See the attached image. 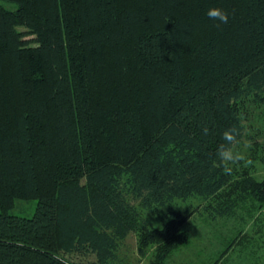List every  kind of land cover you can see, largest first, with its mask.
<instances>
[{
    "label": "trees",
    "instance_id": "obj_1",
    "mask_svg": "<svg viewBox=\"0 0 264 264\" xmlns=\"http://www.w3.org/2000/svg\"><path fill=\"white\" fill-rule=\"evenodd\" d=\"M3 1L0 264H114L129 234L166 256L194 215L252 222L205 264L230 249L264 264V139L247 126L264 108V0ZM233 126L244 159L225 174ZM19 198L31 217L10 212Z\"/></svg>",
    "mask_w": 264,
    "mask_h": 264
},
{
    "label": "rangeland",
    "instance_id": "obj_2",
    "mask_svg": "<svg viewBox=\"0 0 264 264\" xmlns=\"http://www.w3.org/2000/svg\"><path fill=\"white\" fill-rule=\"evenodd\" d=\"M0 3L10 10L16 7L12 2L0 0ZM247 108L250 110V116L247 119L249 131L252 134H259L264 139L263 105L257 106L251 103ZM253 163V173L255 172V175L258 177H264V164L260 162ZM196 205L197 202L192 199L188 201H178L173 207L185 214V208L189 210ZM35 206V199L25 200L19 198L15 199L13 208L10 212L19 216L31 217L34 213ZM167 211L168 208L159 209L156 214L151 217V223L154 226H159L165 218ZM194 216L195 218L188 223V226H185V224L183 225V237L179 239L180 243L175 249L170 250L166 256L160 254L161 252L159 250L157 251L156 243L149 244L144 248L139 247L137 236L129 234L121 244L118 251V259L114 264H205L210 257L215 255L218 256L221 250L232 240V237H234L232 234L233 229L236 231L240 228L243 232H251L250 227L252 222L250 221L240 225L238 222H224V220L220 219L214 222H208L206 219L203 221L200 217H196L197 215ZM229 226L231 230L228 229ZM185 232L188 234L186 239ZM249 239L251 249H255L257 245L259 246L260 243L257 239L253 237ZM232 250L233 249H230L228 251V262L224 264H248L249 258L245 257V255L238 256L237 253L232 252Z\"/></svg>",
    "mask_w": 264,
    "mask_h": 264
},
{
    "label": "clouds",
    "instance_id": "obj_3",
    "mask_svg": "<svg viewBox=\"0 0 264 264\" xmlns=\"http://www.w3.org/2000/svg\"><path fill=\"white\" fill-rule=\"evenodd\" d=\"M207 16L210 19L218 21L216 25L226 24L229 20V14L219 7H211L207 10ZM207 134V129H204ZM239 130L233 126L223 131L222 136L224 143L220 144L216 150L217 159L213 162L214 166L222 167L225 174H231L232 168L230 165L237 164L244 159L243 155L236 150L235 145L238 141Z\"/></svg>",
    "mask_w": 264,
    "mask_h": 264
}]
</instances>
